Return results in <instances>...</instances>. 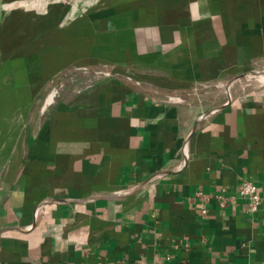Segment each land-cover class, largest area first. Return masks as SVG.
Returning <instances> with one entry per match:
<instances>
[{
    "label": "crops",
    "instance_id": "1",
    "mask_svg": "<svg viewBox=\"0 0 264 264\" xmlns=\"http://www.w3.org/2000/svg\"><path fill=\"white\" fill-rule=\"evenodd\" d=\"M45 13L58 52L0 91V264H264V85L237 86L264 68V0Z\"/></svg>",
    "mask_w": 264,
    "mask_h": 264
},
{
    "label": "rangeland",
    "instance_id": "2",
    "mask_svg": "<svg viewBox=\"0 0 264 264\" xmlns=\"http://www.w3.org/2000/svg\"><path fill=\"white\" fill-rule=\"evenodd\" d=\"M101 1L0 0V91H6V88L2 87L6 86L5 81L7 80L4 76L7 72L14 71L16 74L22 72L23 56L31 57L33 60L43 59V55L48 51L54 52L53 49H56L58 52V22L51 19L47 20L45 17V12L51 6L64 3L70 8H77L79 11L84 7L97 6ZM35 65L39 66L38 62L33 64V66ZM260 74H264V68L246 73L243 76L244 79L237 80V83H239L238 88L240 89L242 86L247 89L264 85V83L256 80V77ZM248 81L252 83H248ZM54 87L58 88V75L53 77L52 83L50 82L48 93ZM14 96V103L18 106V103L21 102V96ZM11 97L10 95H0V98L9 100V102L12 99ZM56 98H58L57 93L54 96V99ZM4 104L8 106L6 102L2 103V105ZM6 113V110L0 111V115ZM14 114L15 118H21L23 112L15 110Z\"/></svg>",
    "mask_w": 264,
    "mask_h": 264
},
{
    "label": "built area",
    "instance_id": "3",
    "mask_svg": "<svg viewBox=\"0 0 264 264\" xmlns=\"http://www.w3.org/2000/svg\"><path fill=\"white\" fill-rule=\"evenodd\" d=\"M238 193L241 197L248 199V206L251 211H256L261 203L259 188L253 181L240 183Z\"/></svg>",
    "mask_w": 264,
    "mask_h": 264
},
{
    "label": "bare ground",
    "instance_id": "4",
    "mask_svg": "<svg viewBox=\"0 0 264 264\" xmlns=\"http://www.w3.org/2000/svg\"><path fill=\"white\" fill-rule=\"evenodd\" d=\"M244 79V78H243ZM256 80L258 81V82H261V83H264V74H260V75H258L257 77H256ZM253 81V80H252ZM246 82V81H245ZM244 82V83H245ZM251 82V81H250ZM249 81H248V83H250ZM233 83V82H232ZM247 83V82H246ZM252 83V82H251ZM239 84V83H238ZM246 85V84H245ZM226 86V85H225ZM54 92V91H53ZM53 92H52V94H50L49 96H48V102H51V100H53L52 98H53V95H55V93L53 94ZM241 92V91H240ZM229 94V93H228ZM231 94V93H230ZM230 96V95H229Z\"/></svg>",
    "mask_w": 264,
    "mask_h": 264
}]
</instances>
